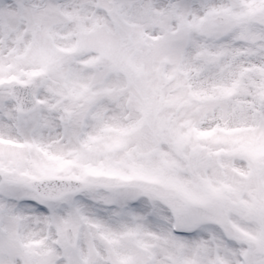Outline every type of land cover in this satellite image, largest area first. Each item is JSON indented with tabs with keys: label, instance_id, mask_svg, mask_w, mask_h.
Segmentation results:
<instances>
[{
	"label": "snow or ice",
	"instance_id": "1",
	"mask_svg": "<svg viewBox=\"0 0 264 264\" xmlns=\"http://www.w3.org/2000/svg\"><path fill=\"white\" fill-rule=\"evenodd\" d=\"M0 264H264V0H0Z\"/></svg>",
	"mask_w": 264,
	"mask_h": 264
}]
</instances>
